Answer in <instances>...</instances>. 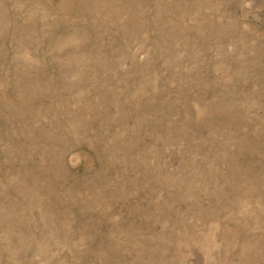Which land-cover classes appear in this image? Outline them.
Listing matches in <instances>:
<instances>
[{
	"label": "rangeland",
	"instance_id": "374dc122",
	"mask_svg": "<svg viewBox=\"0 0 264 264\" xmlns=\"http://www.w3.org/2000/svg\"><path fill=\"white\" fill-rule=\"evenodd\" d=\"M0 264H264V0H0Z\"/></svg>",
	"mask_w": 264,
	"mask_h": 264
}]
</instances>
